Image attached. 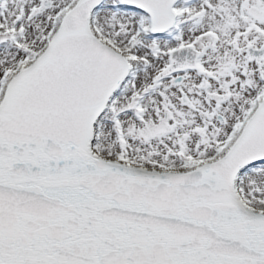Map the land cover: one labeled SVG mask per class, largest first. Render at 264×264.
Segmentation results:
<instances>
[{
	"label": "snow or ice",
	"instance_id": "1",
	"mask_svg": "<svg viewBox=\"0 0 264 264\" xmlns=\"http://www.w3.org/2000/svg\"><path fill=\"white\" fill-rule=\"evenodd\" d=\"M0 264H264V0H0Z\"/></svg>",
	"mask_w": 264,
	"mask_h": 264
}]
</instances>
